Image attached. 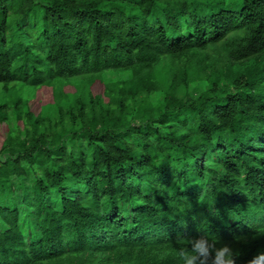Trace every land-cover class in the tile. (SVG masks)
Masks as SVG:
<instances>
[{"label": "trees", "instance_id": "16d2710c", "mask_svg": "<svg viewBox=\"0 0 264 264\" xmlns=\"http://www.w3.org/2000/svg\"><path fill=\"white\" fill-rule=\"evenodd\" d=\"M202 236L264 252V0H0V264H183Z\"/></svg>", "mask_w": 264, "mask_h": 264}, {"label": "clouds", "instance_id": "9594fccd", "mask_svg": "<svg viewBox=\"0 0 264 264\" xmlns=\"http://www.w3.org/2000/svg\"><path fill=\"white\" fill-rule=\"evenodd\" d=\"M189 243L190 249H180L178 253L183 264H236L239 254L228 244L217 247V243L206 236L190 239ZM248 264H264V252H259Z\"/></svg>", "mask_w": 264, "mask_h": 264}, {"label": "rangeland", "instance_id": "374dc122", "mask_svg": "<svg viewBox=\"0 0 264 264\" xmlns=\"http://www.w3.org/2000/svg\"><path fill=\"white\" fill-rule=\"evenodd\" d=\"M227 7L231 10L238 11L242 7V0H227ZM33 95L32 90H28ZM53 114V110L51 112ZM39 174L38 170L36 171ZM14 194L17 198L19 209L23 218L22 228L25 235L33 238L34 234V219L32 217L31 202H30V183L27 178L12 179Z\"/></svg>", "mask_w": 264, "mask_h": 264}]
</instances>
